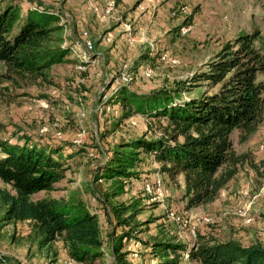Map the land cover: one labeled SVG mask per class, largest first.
Listing matches in <instances>:
<instances>
[{"label":"rangeland","instance_id":"rangeland-1","mask_svg":"<svg viewBox=\"0 0 264 264\" xmlns=\"http://www.w3.org/2000/svg\"><path fill=\"white\" fill-rule=\"evenodd\" d=\"M9 1L22 7L49 6L60 14L61 45L72 46L70 57L75 60L53 65L46 80L5 76L6 69L0 63V122L4 125L0 135L13 141L16 134L26 133L34 140L80 146L64 161V178L54 184V189L32 197L84 202L98 215L102 245L106 247L113 223L97 195L108 184L105 180L95 182V175L116 143L141 134H158L156 126H149L139 114L119 118V110L108 103L112 94L121 84L148 93L184 83L182 98L208 90L188 78L237 34L256 28L264 31L263 0H79L81 17L75 16L71 0ZM109 3L111 9L106 11ZM86 40L92 49L82 57L79 53ZM141 68L152 73L141 76ZM126 76L129 80L124 81ZM238 133L237 129L231 132L233 148L236 152L249 151L251 162L239 166L214 201L190 209L184 208L181 187L163 177L152 157L141 155L138 177L130 179L118 198L136 204V219L144 223L139 237L154 234L161 224L168 236L189 245L196 234L220 241L234 239L242 245L256 241L264 245V167L260 164L264 159V113L246 141L239 142ZM157 180L164 189L163 199L156 198V187H152ZM147 184L149 192L145 190ZM167 199L172 203L169 207L165 205ZM240 211H245L244 215ZM2 213L0 209V264H10L9 258L20 264H66L68 258L60 242L56 243L55 261H51L28 243L27 223L6 224L1 221ZM168 220L177 227H170ZM125 249L131 251L135 264L155 261L137 241H129ZM112 262L106 254L92 264Z\"/></svg>","mask_w":264,"mask_h":264},{"label":"trees","instance_id":"trees-1","mask_svg":"<svg viewBox=\"0 0 264 264\" xmlns=\"http://www.w3.org/2000/svg\"><path fill=\"white\" fill-rule=\"evenodd\" d=\"M60 21V14L51 8L30 7L23 13L12 1L0 0V63L5 76L46 80L53 65L74 61L72 46L61 45ZM262 21L264 26V16ZM188 80L208 90L182 98L184 83L148 93L121 84L108 102L119 110V118L139 114L149 126H156L158 134L116 143L95 175V182L108 184L97 195L113 223L106 247L98 215L84 202L32 197L52 191L64 178V161L80 148L68 142H43L26 133L16 134L12 141L0 135L1 221H26L27 240L51 261L60 241L66 257L76 264H92L106 254L113 264H135L125 244L137 241L155 260L151 264H264V245L258 241L242 245L234 239L196 234L189 245L168 236L161 224L154 234L141 238L144 223L136 219V204L118 199L130 179L138 177L141 155L152 157L159 172L182 188L185 209L214 201L239 166L251 162L249 151L233 148L231 132L237 129L238 141L244 142L263 119L264 31L237 34ZM3 130L0 122V133ZM260 164L264 167V159Z\"/></svg>","mask_w":264,"mask_h":264},{"label":"built area","instance_id":"built-area-1","mask_svg":"<svg viewBox=\"0 0 264 264\" xmlns=\"http://www.w3.org/2000/svg\"><path fill=\"white\" fill-rule=\"evenodd\" d=\"M111 3H109L107 6H106V11H109L110 9H111ZM127 28H128V26H127ZM182 31H184V28H182ZM82 51L80 50V53H79V55L80 56H82V57H86L85 55V53H86V51L88 52V51H90L91 49H92V44H91V42L89 41V40H86V42L85 43H83L82 44ZM172 62H174L175 60H171ZM176 62V61H175ZM139 73H140V75L141 76H150V74L152 73V71L149 69V68H141L140 70H139ZM124 76V75H123ZM123 79H124V81H126V80H129V77L128 76H126V77H122ZM76 143H79L80 141H78V140H76L75 141ZM75 143V144H76ZM262 144L263 143H261V146L260 147H262ZM148 186H149V184H147L146 185V187H145V190L147 191V192H149L150 190H149V188H148ZM152 187H156V198L157 199H160V197L163 199L164 198V189H161L162 187H161V183H160V180H157V182H155V184H152ZM162 191H163V193H162ZM244 193L243 194H246V190L245 191H243ZM244 213H245V211H240V214L241 215H244ZM168 215L169 216H172L173 215V213L170 211L169 213H168ZM66 264H76L75 262H73V261H71L70 259H68L67 261H66Z\"/></svg>","mask_w":264,"mask_h":264},{"label":"crops","instance_id":"crops-1","mask_svg":"<svg viewBox=\"0 0 264 264\" xmlns=\"http://www.w3.org/2000/svg\"><path fill=\"white\" fill-rule=\"evenodd\" d=\"M70 3H72L73 5H75V6H73V8L75 9V11H74V14H75V16H80L81 17V15H83V14H81V12L80 11H83L82 10V6H80V2H79V0H71V1H69ZM19 7H20V9H21V11L24 13L25 11H26V9L27 8H30V7H22L20 4H17ZM22 7V8H21ZM48 8H51V9H53L52 7H49V6H47ZM54 10V9H53ZM253 153H255V150H253L252 151ZM164 177V176H163ZM182 189V188H181ZM33 196V195H32ZM34 199H36V198H34ZM170 203V204H169ZM172 203H171V200L169 199H167V200H165V205L167 206V207H169L170 205H171ZM17 223H27L26 221H24V222H16V223H13V224H17ZM167 223H169V225H170V227H173V228H175V227H177V226H175L171 221H167ZM28 232H29V225H28V223H27V232H26V234H25V238H26V235L28 234ZM27 239V238H26ZM178 240L180 239V238H177ZM57 242H60V241H57ZM56 242V243H57ZM28 243H29V241H28ZM61 243V242H60ZM62 245V244H61ZM37 249V248H36ZM57 249V248H56ZM37 252H41V251H39L38 249H37ZM64 252H65V250H64ZM42 253V252H41ZM66 255V254H65ZM9 260V263L10 264H20V263H18V261H16L15 259H13V258H9L8 259ZM135 263V262H134Z\"/></svg>","mask_w":264,"mask_h":264}]
</instances>
